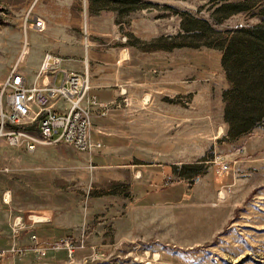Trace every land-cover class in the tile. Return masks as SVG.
<instances>
[{
  "label": "rangeland",
  "instance_id": "374dc122",
  "mask_svg": "<svg viewBox=\"0 0 264 264\" xmlns=\"http://www.w3.org/2000/svg\"><path fill=\"white\" fill-rule=\"evenodd\" d=\"M28 1L0 0V84L26 43V31L27 53L19 68L30 83L43 54L49 53L74 66L79 75L87 69L91 92L98 85L94 66L99 61L94 56L110 51L115 64L122 66L121 78L128 89H120L108 102L107 116L90 109L93 126L106 129L101 139L125 135L132 158L142 161L169 162L166 153L171 148L173 159L180 154L198 158L202 163L194 165V170L199 172H194L188 184L192 187L196 175L210 170L196 191L209 202L194 211L191 202L176 205L167 200L172 197L166 186L170 180L162 182L159 170L153 183L164 192L152 189V201L172 205L165 206V212L155 209L145 216L141 211L148 200L136 195L138 184L128 180L125 171L92 168L85 154L69 144L42 141L27 152L5 146L0 138V202L12 211L10 225L19 215L29 230L53 226L67 228L72 235L71 240L60 234L56 241L43 242L42 257L31 250L19 257L7 256L8 260L15 263L28 258L27 264H264V118L256 120L249 132L239 134L243 142L255 139L261 146L235 168L236 185L227 187L225 195L221 189L208 194L207 187L221 180L234 160L213 152L218 141L230 137L223 106L242 102L237 98L222 101L232 83L222 74L221 51L204 45L213 37L209 30L224 32L257 21L264 0H57L53 6L43 3L42 8L61 19L44 22L39 32L29 26L36 13L25 11ZM229 3L250 10L224 18V6ZM37 40L36 62L32 52ZM241 70L250 76V70L243 73L245 66ZM61 78V73L56 74L55 84ZM114 125L117 129L112 131ZM224 164L227 168L221 170ZM164 172L170 174L167 167ZM119 174L127 181L113 182ZM228 176L232 182V173ZM3 196L6 200L10 196L8 203ZM30 214L51 221H29ZM145 217L149 221L143 222ZM61 237L76 248L71 262L65 250L53 248Z\"/></svg>",
  "mask_w": 264,
  "mask_h": 264
},
{
  "label": "crops",
  "instance_id": "0c3cea01",
  "mask_svg": "<svg viewBox=\"0 0 264 264\" xmlns=\"http://www.w3.org/2000/svg\"><path fill=\"white\" fill-rule=\"evenodd\" d=\"M43 3L50 4L53 6L54 4H57L58 1L57 0H29L26 5L25 11L28 12L29 10L30 13H33V11H35V13L37 14L31 17L30 24L33 22L34 18H38V17L43 21V25H44V22L47 23L51 19L52 20L55 18L56 20L61 19L59 15L58 17H56V14L52 16L51 15L53 13L52 11L46 8L43 9L42 8ZM249 10H250L249 7L248 8L245 7V9L237 10L234 13L244 14V13L249 12ZM258 18L259 19L257 21H253L252 23H249V24L241 23V25L236 26V28H240V27L249 28V26H253L257 24H264V8L263 7L259 12ZM59 23L62 24L64 22L59 21L58 24ZM26 28L27 26H25V29ZM30 32L34 34L33 31H30ZM26 33H27V36H26ZM26 33L24 36L26 39L25 41L27 43L28 31H26ZM34 36L37 37L36 34H34ZM38 42L39 40L36 41L37 49H35V51L32 52L33 61L34 60L36 61V58L38 56L36 55L37 50H38ZM20 50L15 55L16 58L13 60L10 66L18 59ZM43 57L41 58L40 62L42 61ZM94 57H96L97 60L100 62V63L98 62V64L94 66L95 74L97 76L96 82L98 85H96V87L91 90L90 94L94 95L96 99H98L100 102L102 101V102L108 103L109 101L113 100L114 97H117L120 89L122 90L125 89L124 91L127 92L128 83L122 80L121 74H120V72L122 71V68H121L122 66L120 65V63L115 64L116 58H114L113 54L110 51H100L96 53ZM39 66H40V63L38 67ZM38 67L35 69L34 78H35L36 72L38 71L37 70ZM20 70L25 75L27 83H30L27 73L24 72L22 69ZM33 70H34V67H33ZM52 70L53 71L56 70L55 75L53 71H51L47 75L40 77V79L38 80V84L52 82L53 77L56 76V74L58 73H61L62 75H63V72H68V73L74 72L75 73L74 66L71 67V64L66 63V61H62V62L59 61L55 65V67H53ZM221 70H222V74L224 75V79H226V76L224 74L222 67H221ZM226 81H228L229 83L228 79H226ZM54 84H55V81H54ZM132 85L133 83L129 86V88H131ZM50 102L52 104V108L55 111H62L65 107V103L63 100H60V99L55 100L53 97H51ZM91 128H92L91 129L92 138L95 141L101 143L102 147L100 149H96L91 152L84 153L85 158L88 159L89 164L92 168H103L104 167V168H107L108 171H113V170L119 171L120 169L121 171H125L126 173H128V175L126 174V176H128V180L134 179V182H137L138 184L137 187L139 191L136 195L142 198V200L144 199L148 200L146 201L147 203L146 205L148 206H146V209H143L141 211L145 213V216L147 215V212L150 210L158 209L160 211L165 212V210L168 209L165 206L172 205L171 203H168V202L158 203L156 201L155 202L152 201V197L154 196L151 190L156 189L157 187V184L155 183L154 185L153 181L156 178V174L159 170H162L163 172L162 175L159 177V179H161L162 182H164L165 179L170 180V184L166 186H168V189H169L168 195L172 196L173 198L168 197L167 200L172 199V203H175L176 205L186 204L188 202H191L193 206L192 209L194 211H196L197 209H201V208L204 209L203 204H205V202H209L208 199H203L205 198V196L204 197L198 196V193H196V191L200 190V186H201L200 183L204 182L200 180L203 178H206L205 175H209L210 173L209 174H205V173L206 172L208 173L210 170H202L200 172L201 174H198L199 176L196 175L197 182H195L194 184L196 186L193 185L192 187H190L189 186L190 184H188L192 181L194 177V172L195 173L199 172L196 169L194 170V165H198L199 163H202V161H199L198 158L187 159V156L180 154L176 159H173L172 158V148H171L169 153H166L167 156L169 157V162L168 161L160 162L156 160V158H154L153 161L151 160L142 161L140 157H138L139 159H134V156L132 158L133 154L128 151L129 150L128 143H127V139L125 135H122V134H117V136L108 135L109 137H104V138L102 137L101 139L102 129L103 130H106V129L100 128L97 125L93 126V123H92ZM112 128H113L112 131H115L117 129L115 125ZM243 138H244L243 135H238L236 137L224 136L222 141H218V143L215 146H213V152L215 155H219V156L224 155L234 160L232 161V164H230L229 167L227 168L228 170L224 171L223 176L221 177V180H217L218 182L216 184L212 183L210 184L209 187H207L208 194H210L211 191L213 192L218 189H221L223 190L224 195H225L227 193V187L232 186V184L236 185L234 182V177L236 176L235 168H239V165H238L239 163L243 161L247 162L246 160L253 154V152L256 151L258 148H260L261 144L257 140L254 139L252 141V139H248L247 141L243 142L244 141ZM197 156L201 157L202 155H197ZM188 165H192V166L189 167ZM165 167L168 168V170L170 171V174H166L164 172ZM142 168H146V169L142 170ZM145 172H147V174H144ZM230 172L232 173V176H233L232 182L228 176ZM126 181L127 179L125 175L123 174H119L113 177V182L122 183ZM158 189L160 192H164L160 190V188ZM7 200L9 202L10 196L8 197ZM151 207H156V208H151ZM6 212L8 213V215ZM15 214L17 213L15 212L13 216H15ZM11 216H12L11 209L6 211L2 203L0 202V249L4 247H8L12 243V235H11L10 222H9V219L11 218ZM32 216L39 218V219H35L36 222H39L40 224L41 223L44 224V222L41 221L42 217L36 214H30L29 216H27L29 221H30V217L32 218ZM20 217L22 218V220H24L22 216ZM144 219L149 221L148 217L143 218L142 219L143 222H144ZM45 220H48L49 222L51 221L49 218ZM32 231L34 230H29V226H25L23 224L22 231L17 235L18 240H16V243L22 247L29 248L32 245V241L30 240V233H32ZM36 232H35L37 234L36 236H38L39 240L42 243L43 242L46 243V241H51V240L56 241L57 237L60 236V234L67 236L69 239H71L72 237L71 231L69 229L62 228L59 230L57 227H53V226L45 228V230H44V227H40L39 229H37ZM29 255H32V254H29ZM8 259L9 257L3 259V264H27L28 262V258H24L21 261H16L15 263L10 262Z\"/></svg>",
  "mask_w": 264,
  "mask_h": 264
},
{
  "label": "built area",
  "instance_id": "2783aa9c",
  "mask_svg": "<svg viewBox=\"0 0 264 264\" xmlns=\"http://www.w3.org/2000/svg\"><path fill=\"white\" fill-rule=\"evenodd\" d=\"M25 21L26 19L24 24ZM29 25L38 32L45 27L39 17L34 18ZM24 45L19 52L18 59L10 66L0 84V138L4 145L11 148L21 147L27 152L33 151L36 144L42 141L50 144H69L82 153L100 149L102 144L91 136L92 114L90 109L97 108L102 116L107 114L109 107L108 103L100 102L90 94L87 69L81 75L74 72H63L61 82L56 85L54 84L55 76L52 82L38 84L40 77L53 71V67L59 61L58 58L45 53L34 81L27 83L25 75L19 69V64L25 59L27 53V47L25 48ZM55 71H53L54 75ZM51 97L64 101L65 107L62 111H55L52 108ZM20 125L24 127H18ZM33 130L37 131V135ZM226 168V164L220 167L221 170ZM4 170L7 171V167ZM2 200L4 203L8 202L4 197ZM30 220L36 222L31 217ZM22 228V218L13 217L10 225L12 243L0 249V261L7 256H22L31 250L38 258L44 255V244L34 233H30L32 245L29 248L16 243L17 235ZM60 242L53 248L65 250L67 261L71 262L75 256V246L68 238H62Z\"/></svg>",
  "mask_w": 264,
  "mask_h": 264
},
{
  "label": "trees",
  "instance_id": "16d2710c",
  "mask_svg": "<svg viewBox=\"0 0 264 264\" xmlns=\"http://www.w3.org/2000/svg\"><path fill=\"white\" fill-rule=\"evenodd\" d=\"M242 9L245 7L229 3L224 6L222 16L226 18ZM209 33L213 37L204 45L221 51L219 64L226 79L232 83V88L223 93L222 101L237 98L243 104L230 107L225 103L223 106L227 133L236 137L249 132L256 125V120L264 118V24L224 32L209 30ZM243 66V73L250 70V76L241 73Z\"/></svg>",
  "mask_w": 264,
  "mask_h": 264
},
{
  "label": "bare ground",
  "instance_id": "6f19581e",
  "mask_svg": "<svg viewBox=\"0 0 264 264\" xmlns=\"http://www.w3.org/2000/svg\"><path fill=\"white\" fill-rule=\"evenodd\" d=\"M220 196H221V195H220ZM32 218H34V219H39V218H37V217H35V216H32ZM41 219H42V218H41ZM41 219H40V220H41ZM45 219H47V217H46V216H45V217L43 216V221H44Z\"/></svg>",
  "mask_w": 264,
  "mask_h": 264
}]
</instances>
